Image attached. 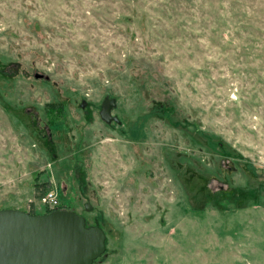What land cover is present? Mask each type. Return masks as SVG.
<instances>
[{"label":"rangeland","instance_id":"1","mask_svg":"<svg viewBox=\"0 0 264 264\" xmlns=\"http://www.w3.org/2000/svg\"><path fill=\"white\" fill-rule=\"evenodd\" d=\"M41 184L92 264H264V0H0V209Z\"/></svg>","mask_w":264,"mask_h":264},{"label":"water","instance_id":"2","mask_svg":"<svg viewBox=\"0 0 264 264\" xmlns=\"http://www.w3.org/2000/svg\"><path fill=\"white\" fill-rule=\"evenodd\" d=\"M113 106L112 98H103L98 114L106 123L118 122L110 114ZM104 238L100 227L85 225L71 210L0 209V264H92L104 251Z\"/></svg>","mask_w":264,"mask_h":264},{"label":"trees","instance_id":"3","mask_svg":"<svg viewBox=\"0 0 264 264\" xmlns=\"http://www.w3.org/2000/svg\"><path fill=\"white\" fill-rule=\"evenodd\" d=\"M44 114H45V120L47 122L48 125H53L54 121L56 119H58V117L61 116V112H62V107L61 104H52V103H47L45 104L44 107ZM42 185V186H41ZM40 186H37L34 188V197L38 198L41 194H42V188H43V184H41ZM256 191L252 192L250 190H244L241 188H233V190H230V192L228 191V194L231 195V199L238 197V201H245V200H251L252 202L256 203ZM256 197V198H255ZM31 207L29 208V210L27 212L29 213H33L32 209V204L30 203ZM60 209H63L64 206L60 205L59 206ZM50 211L45 210L43 213H48ZM34 214V213H33ZM85 225H87V223L85 222ZM99 227V226H98ZM97 259V258H96ZM95 259V260H96Z\"/></svg>","mask_w":264,"mask_h":264},{"label":"built area","instance_id":"4","mask_svg":"<svg viewBox=\"0 0 264 264\" xmlns=\"http://www.w3.org/2000/svg\"><path fill=\"white\" fill-rule=\"evenodd\" d=\"M38 203L41 204L44 208H46L48 211L60 209V202L57 198V195L49 189L44 190L42 194L38 197Z\"/></svg>","mask_w":264,"mask_h":264}]
</instances>
